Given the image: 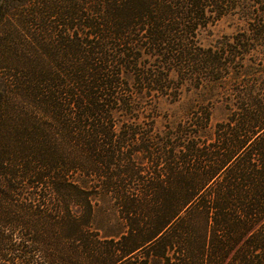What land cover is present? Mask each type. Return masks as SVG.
Returning a JSON list of instances; mask_svg holds the SVG:
<instances>
[{"label":"trees","instance_id":"trees-1","mask_svg":"<svg viewBox=\"0 0 264 264\" xmlns=\"http://www.w3.org/2000/svg\"><path fill=\"white\" fill-rule=\"evenodd\" d=\"M0 264H264V0H0Z\"/></svg>","mask_w":264,"mask_h":264},{"label":"rangeland","instance_id":"rangeland-1","mask_svg":"<svg viewBox=\"0 0 264 264\" xmlns=\"http://www.w3.org/2000/svg\"><path fill=\"white\" fill-rule=\"evenodd\" d=\"M242 27V22L239 21L236 17L227 16L220 20L216 24V26L212 28V34L210 36H206V38L204 39V43H213L217 38H220L223 35H232ZM186 101L187 100H185L184 102ZM221 117V110L219 108H215L213 113V122L219 120Z\"/></svg>","mask_w":264,"mask_h":264}]
</instances>
